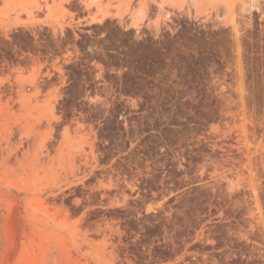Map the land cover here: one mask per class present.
<instances>
[{"label": "rangeland", "instance_id": "374dc122", "mask_svg": "<svg viewBox=\"0 0 264 264\" xmlns=\"http://www.w3.org/2000/svg\"><path fill=\"white\" fill-rule=\"evenodd\" d=\"M0 264H264V0H0Z\"/></svg>", "mask_w": 264, "mask_h": 264}]
</instances>
